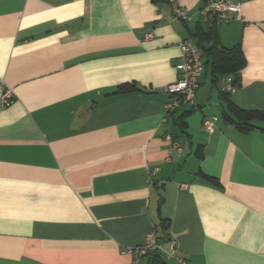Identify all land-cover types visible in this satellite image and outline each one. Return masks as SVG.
<instances>
[{"label":"crops","instance_id":"crops-1","mask_svg":"<svg viewBox=\"0 0 264 264\" xmlns=\"http://www.w3.org/2000/svg\"><path fill=\"white\" fill-rule=\"evenodd\" d=\"M231 1L239 17L216 28L243 49L241 86L223 100L207 67L166 118L203 0H0V264H153L127 251L153 230L187 264H264V131L225 117L264 111V0Z\"/></svg>","mask_w":264,"mask_h":264},{"label":"built area","instance_id":"built-area-1","mask_svg":"<svg viewBox=\"0 0 264 264\" xmlns=\"http://www.w3.org/2000/svg\"><path fill=\"white\" fill-rule=\"evenodd\" d=\"M171 2L175 4L176 0H171ZM240 12L241 5L231 0H203L200 16L205 21L215 16L218 22H229L239 17ZM175 13L183 20L190 19L188 12L181 6H175ZM177 69V79L164 88L169 97L165 102L166 118L172 115L183 104H195L197 91L200 87V78L204 73L205 66L201 49L191 39H183L180 42ZM236 89L237 86L233 83L232 77H227L223 80L221 84L223 92L232 93ZM13 101V91L10 88H6L1 94V106L8 107ZM203 126L210 132H213L217 128L215 120L211 117L203 119ZM165 139L176 150L182 149L181 144L173 138L172 134H167ZM159 171V167H154L149 170V175L155 176ZM177 248L175 240L171 241L169 248L165 247L160 243L156 230H153L147 234L142 244L128 248L127 251L138 258L150 257L156 254L166 260H175L178 264H187L185 258L178 253Z\"/></svg>","mask_w":264,"mask_h":264},{"label":"trees","instance_id":"trees-1","mask_svg":"<svg viewBox=\"0 0 264 264\" xmlns=\"http://www.w3.org/2000/svg\"><path fill=\"white\" fill-rule=\"evenodd\" d=\"M217 18L211 17L207 21V29L203 31L199 29L197 45L202 51L205 69L210 67L212 74L218 81L227 77L233 78V83L239 88L241 86V70L246 65V57L241 45L233 47H225L221 44L217 33ZM205 71V70H204ZM220 79V80H219ZM135 89L134 84L119 85L113 93H127ZM221 98L223 100L229 98V94L221 90ZM228 109L225 111V117L231 121L237 129L243 132H249L254 129H262L255 125L256 119L264 120V111L246 110L235 106L233 103L228 102ZM176 125L184 128L185 121L183 117L176 119ZM173 136V135H172ZM174 138V136H173ZM175 139V138H174ZM219 181L215 180V184ZM154 256V257H153ZM152 263H156L159 256L153 254L150 256Z\"/></svg>","mask_w":264,"mask_h":264},{"label":"rangeland","instance_id":"rangeland-1","mask_svg":"<svg viewBox=\"0 0 264 264\" xmlns=\"http://www.w3.org/2000/svg\"><path fill=\"white\" fill-rule=\"evenodd\" d=\"M182 144H183V145H185V144H186V142H185V139H184V140L182 139Z\"/></svg>","mask_w":264,"mask_h":264}]
</instances>
